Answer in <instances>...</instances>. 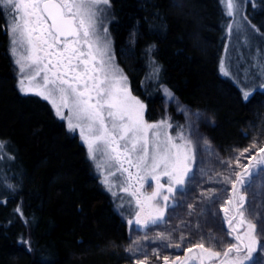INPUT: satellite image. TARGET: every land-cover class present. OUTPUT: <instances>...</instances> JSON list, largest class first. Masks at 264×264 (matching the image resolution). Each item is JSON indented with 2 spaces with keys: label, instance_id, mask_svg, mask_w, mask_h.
Wrapping results in <instances>:
<instances>
[{
  "label": "trees",
  "instance_id": "trees-1",
  "mask_svg": "<svg viewBox=\"0 0 264 264\" xmlns=\"http://www.w3.org/2000/svg\"><path fill=\"white\" fill-rule=\"evenodd\" d=\"M111 1L117 58L149 122L164 116L168 90L210 116L204 128L222 152L215 163L264 147V89L245 100L221 73L228 27L222 0ZM256 1L251 21L264 50V0ZM6 20L0 9V140L14 160L0 182V264H130L132 226L104 189L86 145L49 102L20 92ZM171 109L177 132L182 115ZM180 193L169 201V228L179 233L196 214L194 204L178 203ZM223 223L212 236L226 246Z\"/></svg>",
  "mask_w": 264,
  "mask_h": 264
},
{
  "label": "snow or ice",
  "instance_id": "snow-or-ice-1",
  "mask_svg": "<svg viewBox=\"0 0 264 264\" xmlns=\"http://www.w3.org/2000/svg\"><path fill=\"white\" fill-rule=\"evenodd\" d=\"M223 2L227 15L234 16V0ZM109 5L110 0H0V9L10 17L6 31L18 66L20 92L48 101L56 116L67 121L69 131L79 130L89 158L102 172V183L113 191L116 184L112 178L118 176L120 190L131 197L129 203L135 204V221L128 223L146 228L163 219L170 198L175 201L178 191L183 194L195 161L194 129L189 134L181 129L172 136V125L167 120L149 123L145 119L146 105L131 95L127 77L114 63L107 28L100 27L105 10L102 6ZM220 67L228 75L224 65ZM165 92L171 97L170 92ZM249 95L247 91L242 93L245 100ZM261 153L264 147L244 165L240 164L244 153H240L235 163L243 172H235V179L225 177L233 196L221 211L228 229L226 235L232 240L224 246V242L210 237V242L221 244V249L216 250L206 247L201 239L186 248L188 255L180 264H246L258 246L264 252V246L259 245L257 223L245 214L246 196L237 187H244L245 178L252 175L251 161H255L258 172L264 171ZM146 184L151 192L144 191ZM259 225V233L264 235V219ZM158 238L169 239L163 234ZM184 239L181 236L180 243L173 246L181 247ZM163 260L168 264L167 256ZM136 264H145V260L138 259Z\"/></svg>",
  "mask_w": 264,
  "mask_h": 264
},
{
  "label": "rangeland",
  "instance_id": "rangeland-1",
  "mask_svg": "<svg viewBox=\"0 0 264 264\" xmlns=\"http://www.w3.org/2000/svg\"><path fill=\"white\" fill-rule=\"evenodd\" d=\"M234 2L236 5L234 10L235 14L234 16L230 17L227 15V9L222 0L226 15L228 17L227 26L231 25V33L229 34L227 27V37L221 60V64L224 65L228 75H224L222 71L221 73L224 77L231 79L238 86H240L243 92L247 91L250 93V95H252L257 89H264V50L261 48V34L258 33V30L255 29L256 26H254L253 22L251 21V12H253L252 8L256 6L257 1L234 0ZM102 7H104L105 10L101 14L102 23L100 27L101 29L107 28L108 39L111 42V54L114 56V63L119 69L122 70L123 75L127 77V85L131 95L135 96L146 105L143 99L133 93L129 76L120 65L117 58L115 41L111 31V23L113 20L112 1L110 0L109 6ZM5 13L7 20H10V17H8L6 11ZM12 59L14 63L13 56ZM15 69L19 77L18 66L15 65ZM171 94V97H169L165 92L166 105L163 113L164 116L156 122L162 119L167 120L172 125V127L169 129V132L172 136H176L181 129L185 132V134L193 132L194 129L192 139L195 146V161L192 165V171L189 173L188 179L186 180V183L188 182V184H186L187 189L183 192V194H179L180 200H178V203H180L182 207L186 206L188 203L194 204L196 214L191 221V226L188 229V232L183 231L179 233L177 230L169 228L173 221L170 218L169 207L165 210L162 220L155 224L149 223L146 228L136 225L135 222L130 224L132 226V238L129 248L133 249L132 252L128 251L130 257H132V262L130 264H136L138 259L145 260V264H159L164 261L163 257L165 256L169 258V262L172 261L171 264H173V261L178 264L185 256L184 254L186 253V248L190 247L191 243H199L201 239H203V241L207 240V242L210 243V246L218 250L216 247L218 244H216L214 241L210 242L209 238H213L212 233L218 229L217 224L223 218V212L221 211L222 207L225 205L226 201L232 197L231 184L225 182V177L232 176L233 179H235V172H243L242 168L239 167L235 162H224L221 164L215 163L214 159L222 155V152L217 147H215L206 134L204 125L206 124L207 119L210 120V116L204 110L197 108L194 109L191 106L189 107L182 104L176 95L173 93ZM27 95L37 96L35 94ZM250 95L247 99L251 97ZM174 106L178 108L176 112L182 115V119L179 123L181 126L177 132L175 128H173L174 125L170 121V119L173 117L171 108ZM196 114H199V117H197ZM65 115H67L66 110ZM144 116L147 120V105ZM62 121L67 125V121ZM73 132L80 136L78 129ZM4 143V141L0 140V145H2V147H0V182L4 181V179H8V174L6 171L8 168L14 165L13 157L8 153ZM256 153L257 149L249 150L247 153H245L248 154L247 157H240V164H249L250 157ZM262 154L263 153L260 155ZM92 162L95 171L102 183V172L100 169H97V162L93 160ZM251 168H253L250 170L252 173L250 176L251 180L246 179L247 183L244 185V187L241 188L239 185L238 188H240V191L246 196V203L244 204L245 214L248 218L252 219L253 222L257 223L259 245L264 246V235H260L259 233V221L264 219V171L258 172L256 170L255 164L252 165ZM112 180L116 184V187L113 189L116 194L113 195V191H109L107 186L102 183L104 189L111 195L116 209L125 217L126 221H135V213L137 211L135 204L129 203L131 197L120 190L119 177H113ZM161 182H164L163 178ZM144 191L151 192L152 188L146 184ZM228 207L231 209L232 205H228ZM253 212H255V215H253ZM232 214V211H230L229 215ZM141 218H144L143 215ZM176 222L180 223L181 221L176 220ZM207 225L208 227H205ZM201 231L207 234V238H203L202 235L198 234ZM191 233L194 234L193 242ZM160 234L169 237V239H159L158 237ZM181 236L185 237L181 247L177 248L173 246L177 243H180ZM157 253L158 255H156ZM246 264H264V252L260 251L259 246L255 251H253L251 260L247 261Z\"/></svg>",
  "mask_w": 264,
  "mask_h": 264
},
{
  "label": "flooded vegetation",
  "instance_id": "flooded-vegetation-1",
  "mask_svg": "<svg viewBox=\"0 0 264 264\" xmlns=\"http://www.w3.org/2000/svg\"><path fill=\"white\" fill-rule=\"evenodd\" d=\"M262 155H264V153L262 154ZM251 163H253L252 165H254L255 164V161H253V162H251ZM251 168V167H250ZM251 170V169H250ZM250 170H249V172H250ZM250 177H246L245 179H249ZM239 186V185H238ZM233 195V194H232ZM235 203V202H234ZM224 228H225V230L226 231H228V229H227V225H226V223H224ZM229 238L232 240V237H230L229 236ZM182 260V259H181ZM169 263H172V261L171 262H169ZM159 264H164V261L162 262V263H159Z\"/></svg>",
  "mask_w": 264,
  "mask_h": 264
},
{
  "label": "bare ground",
  "instance_id": "bare-ground-1",
  "mask_svg": "<svg viewBox=\"0 0 264 264\" xmlns=\"http://www.w3.org/2000/svg\"><path fill=\"white\" fill-rule=\"evenodd\" d=\"M254 28V27H253ZM225 38V37H224ZM225 41H226V39H225ZM232 46V45H231ZM230 48V47H229ZM224 51V50H223ZM189 107H190V105H189ZM194 109H195V107H194ZM201 110V109H200ZM176 118V117H175ZM213 125V124H212ZM72 132V131H71ZM74 134V133H73ZM215 143V142H214ZM217 145V144H216ZM224 155V154H223ZM227 157V156H226ZM10 159V158H9ZM229 159V158H228ZM233 159V158H232ZM230 160V159H229ZM231 161V160H230ZM7 166H8V164H7ZM250 169H253V168H250ZM243 170V169H242ZM4 172V171H3ZM240 172V171H239ZM261 172V171H260ZM255 178V177H254ZM253 178V179H254ZM257 178V177H256ZM250 179V178H249ZM223 219V218H222ZM129 254V253H128ZM131 262V261H130Z\"/></svg>",
  "mask_w": 264,
  "mask_h": 264
},
{
  "label": "water",
  "instance_id": "water-1",
  "mask_svg": "<svg viewBox=\"0 0 264 264\" xmlns=\"http://www.w3.org/2000/svg\"><path fill=\"white\" fill-rule=\"evenodd\" d=\"M237 187H238V185H237ZM233 200H234V198H233ZM187 255H188V253L185 254V256H187ZM185 256H184V257H185ZM168 264H171V263L168 262ZM178 264H180V262H179Z\"/></svg>",
  "mask_w": 264,
  "mask_h": 264
}]
</instances>
